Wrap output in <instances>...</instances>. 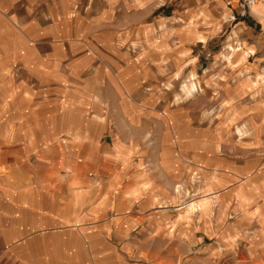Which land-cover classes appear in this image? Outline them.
Returning a JSON list of instances; mask_svg holds the SVG:
<instances>
[{
  "label": "rangeland",
  "instance_id": "374dc122",
  "mask_svg": "<svg viewBox=\"0 0 264 264\" xmlns=\"http://www.w3.org/2000/svg\"><path fill=\"white\" fill-rule=\"evenodd\" d=\"M228 1L217 25L196 26L203 39L183 40L179 30L185 24L174 23L179 19L161 23L160 10L155 24L145 26L91 25L85 15L55 26L59 33L110 36L99 41L111 68L104 84L106 101L113 105L109 113L120 117L114 80L125 60L123 92L149 115L137 129L144 152L136 160L145 161L141 166L151 172L159 192L154 201L145 195L136 203L139 214L125 208L121 217L101 218L110 227L127 222L131 231L114 227L105 240L92 231L93 223L87 230L69 224L49 227L29 234L22 246L0 252V264H264V82L253 84L258 76L264 80V15L257 9L264 2L246 7ZM101 2L93 1L90 14L101 10ZM39 12L44 20L46 11ZM207 30L209 35L202 33ZM116 33L137 39L116 41L111 38ZM234 49L239 50L232 63L227 54ZM242 50L246 55L239 59ZM159 51L169 53L163 59ZM165 60L168 66L162 65ZM87 78L91 92L96 79ZM191 80L199 88L185 97L182 84ZM117 122L125 127L124 120ZM239 124L246 126L243 133ZM61 212L69 216L73 210Z\"/></svg>",
  "mask_w": 264,
  "mask_h": 264
},
{
  "label": "crops",
  "instance_id": "0c3cea01",
  "mask_svg": "<svg viewBox=\"0 0 264 264\" xmlns=\"http://www.w3.org/2000/svg\"><path fill=\"white\" fill-rule=\"evenodd\" d=\"M93 1L0 0V252L22 246L31 233L64 224L86 226L87 230L93 223L97 227L92 231L106 240L114 227L124 226L121 231L131 227L119 220L110 227L102 217H121L125 208L139 214L136 203L145 195L154 201L159 192L151 172L141 166L145 161L136 160V154L144 152L137 129L141 118L149 115L123 92L125 60L119 73L113 67L121 99L115 109L120 108V117L109 113L113 105L106 101L110 99L104 96V84L111 68L99 41L110 36L104 32L59 33L55 26L78 15H85L91 25L145 26L155 24V12L160 10L161 23L179 19L174 23L185 24L179 30L183 40L203 39L196 26L217 25L216 19L229 9L228 0H176L174 6L170 4L173 0H102L101 10L90 14ZM77 9L83 10L81 14ZM257 9L264 15V7ZM39 10L46 11L44 20ZM124 16L129 20L121 21ZM112 17L115 21L108 20ZM202 33L209 35L208 30ZM111 38L137 39L135 35L124 38L121 33ZM235 50L227 54L232 63L239 49ZM159 52L163 59L169 53ZM238 55L241 59L246 52ZM87 77L96 79L91 92L86 88ZM254 81V85L264 82L259 76ZM198 88L191 80L184 81L181 89L187 97ZM175 99L181 100V95ZM119 120H124L125 127ZM245 127L239 124L237 130L243 133ZM240 195L245 201L244 192ZM66 207L73 210L69 216L61 212Z\"/></svg>",
  "mask_w": 264,
  "mask_h": 264
},
{
  "label": "built area",
  "instance_id": "2783aa9c",
  "mask_svg": "<svg viewBox=\"0 0 264 264\" xmlns=\"http://www.w3.org/2000/svg\"><path fill=\"white\" fill-rule=\"evenodd\" d=\"M263 1V0H239L240 4L242 6H246V7H252L254 5H256V3Z\"/></svg>",
  "mask_w": 264,
  "mask_h": 264
},
{
  "label": "bare ground",
  "instance_id": "6f19581e",
  "mask_svg": "<svg viewBox=\"0 0 264 264\" xmlns=\"http://www.w3.org/2000/svg\"><path fill=\"white\" fill-rule=\"evenodd\" d=\"M257 4V3H256ZM255 6V5H254Z\"/></svg>",
  "mask_w": 264,
  "mask_h": 264
}]
</instances>
